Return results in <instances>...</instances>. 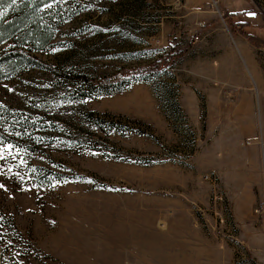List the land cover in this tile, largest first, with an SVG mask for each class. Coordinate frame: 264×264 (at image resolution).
<instances>
[{"label": "rangeland", "instance_id": "obj_1", "mask_svg": "<svg viewBox=\"0 0 264 264\" xmlns=\"http://www.w3.org/2000/svg\"><path fill=\"white\" fill-rule=\"evenodd\" d=\"M21 6L40 41L0 44V264H264V0H2L0 24Z\"/></svg>", "mask_w": 264, "mask_h": 264}, {"label": "trees", "instance_id": "obj_2", "mask_svg": "<svg viewBox=\"0 0 264 264\" xmlns=\"http://www.w3.org/2000/svg\"><path fill=\"white\" fill-rule=\"evenodd\" d=\"M2 0H0L1 2ZM5 3H9L12 0H3ZM26 10L23 9V7L21 6L20 8H18L17 10V19L16 20H12L10 22H7L6 24H4V22L2 21V23L0 24V44L3 43L5 40H8L9 38L13 37H23L24 38V29L27 30L28 33L30 34H34L35 37H33L32 42L34 44H36V42L40 41L37 40L36 35L39 32V25L38 23L35 24L34 21L38 22L37 17H33L32 14H29V12H25ZM29 17H32L33 20L30 22H28ZM25 24V25H24ZM24 25V26H23ZM19 26H22L20 29H18ZM29 34V35H30ZM248 35V34H247ZM248 37L252 38V36L248 35ZM171 51V50H170ZM173 52L171 51V53H167L166 55L162 56L158 61H155L154 63L148 65L147 67H142V68H136L133 70H126L124 72H122L121 74H117L113 77L110 78H105V79H92V78H88V77H83L84 81L89 84L90 86L94 87V88H98L104 91H108L112 88L115 87H120L123 86L129 82H131L132 80H135L141 76H151V75H155L161 71H167L173 64V59L174 56L172 54ZM16 56H24L23 52H13L11 54L5 55L2 59L4 61H8L10 59H12L13 57ZM37 62V60H34ZM39 65H41L42 67H45V65L39 63ZM92 124L94 122H91ZM95 125H99L96 122L94 123Z\"/></svg>", "mask_w": 264, "mask_h": 264}, {"label": "built area", "instance_id": "obj_3", "mask_svg": "<svg viewBox=\"0 0 264 264\" xmlns=\"http://www.w3.org/2000/svg\"><path fill=\"white\" fill-rule=\"evenodd\" d=\"M202 27H204V26H202ZM192 38L194 39V36H193ZM195 39H196V40H198L199 38H198V37H196ZM263 172H264V170H263ZM256 213H259V214H260V213H261V211H260L259 209H257V210H256Z\"/></svg>", "mask_w": 264, "mask_h": 264}, {"label": "snow or ice", "instance_id": "obj_4", "mask_svg": "<svg viewBox=\"0 0 264 264\" xmlns=\"http://www.w3.org/2000/svg\"><path fill=\"white\" fill-rule=\"evenodd\" d=\"M0 187H3L2 185H0Z\"/></svg>", "mask_w": 264, "mask_h": 264}]
</instances>
